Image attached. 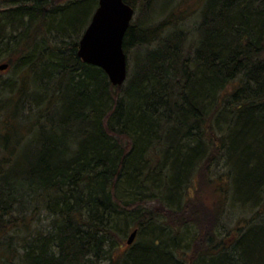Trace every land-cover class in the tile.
<instances>
[{
  "label": "trees",
  "instance_id": "obj_1",
  "mask_svg": "<svg viewBox=\"0 0 264 264\" xmlns=\"http://www.w3.org/2000/svg\"><path fill=\"white\" fill-rule=\"evenodd\" d=\"M201 4L131 23L119 86L78 55L99 0H0V264H264V0Z\"/></svg>",
  "mask_w": 264,
  "mask_h": 264
},
{
  "label": "water",
  "instance_id": "obj_2",
  "mask_svg": "<svg viewBox=\"0 0 264 264\" xmlns=\"http://www.w3.org/2000/svg\"><path fill=\"white\" fill-rule=\"evenodd\" d=\"M135 8L126 0H99L92 19L79 41V57L103 68L114 85H123L128 77V59L124 41ZM8 63H1L6 70ZM137 236L135 229L128 238L132 244Z\"/></svg>",
  "mask_w": 264,
  "mask_h": 264
},
{
  "label": "rangeland",
  "instance_id": "obj_3",
  "mask_svg": "<svg viewBox=\"0 0 264 264\" xmlns=\"http://www.w3.org/2000/svg\"><path fill=\"white\" fill-rule=\"evenodd\" d=\"M134 1L136 4L135 6L136 8L131 22L132 24L137 21H147L146 19L149 17L155 19L153 13H155V15H158V13H160L157 17L158 19L164 18L167 13H199L198 11L200 10L202 5L201 4L202 0H188L187 3L186 2L184 3L182 0H171L170 4H168L165 7L166 4L163 2L164 0H156L151 6L152 8L151 7L147 8L145 4L141 2V0H134ZM182 24H183V29L187 30L189 33L190 41H194L197 34L195 25L199 24L198 16L190 17L186 19V21H184V23ZM136 49L137 48L131 51L132 63L135 61ZM10 69L11 68L6 69L3 72H1L0 70V73H2L3 75H7L10 73ZM213 177L216 178L217 182L221 183L224 180L225 175H213ZM217 182H216V186L214 187L208 188L204 186L203 188H201L200 194L198 195L199 199L203 202L204 207H208L209 210H211V207H214L218 201L221 202L224 200V198L222 200L221 196H218L219 191L216 188L220 187V185ZM232 197L230 195L229 197L226 198V200H224L225 206H224V212L222 213V224L218 228L220 236L222 238L228 237L229 239L231 238L234 239L239 230V227L245 226L248 220L251 219L258 211V209L255 208V206L250 207L243 205L241 207L239 204L233 201ZM260 210L261 212H263L262 211L263 209ZM182 233L185 235L186 238V240L184 241L188 243V241L191 238V235L193 234V231L192 232L183 231ZM186 243L185 245H187ZM121 248L122 250L126 248L125 243L124 245H122ZM186 250L188 251L186 260L190 261L192 259L190 258L192 255V250L190 246H187Z\"/></svg>",
  "mask_w": 264,
  "mask_h": 264
}]
</instances>
